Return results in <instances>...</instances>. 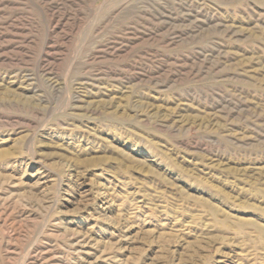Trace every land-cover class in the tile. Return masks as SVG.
I'll return each mask as SVG.
<instances>
[{"label":"rangeland","instance_id":"rangeland-1","mask_svg":"<svg viewBox=\"0 0 264 264\" xmlns=\"http://www.w3.org/2000/svg\"><path fill=\"white\" fill-rule=\"evenodd\" d=\"M0 264H264V0H0Z\"/></svg>","mask_w":264,"mask_h":264}]
</instances>
